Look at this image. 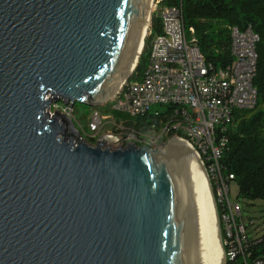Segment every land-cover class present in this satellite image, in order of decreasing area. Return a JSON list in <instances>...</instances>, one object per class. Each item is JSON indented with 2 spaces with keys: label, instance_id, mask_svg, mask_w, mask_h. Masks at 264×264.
I'll use <instances>...</instances> for the list:
<instances>
[{
  "label": "water",
  "instance_id": "1",
  "mask_svg": "<svg viewBox=\"0 0 264 264\" xmlns=\"http://www.w3.org/2000/svg\"><path fill=\"white\" fill-rule=\"evenodd\" d=\"M148 2L0 0V264H193L184 143L93 145L48 112L114 99Z\"/></svg>",
  "mask_w": 264,
  "mask_h": 264
},
{
  "label": "built area",
  "instance_id": "2",
  "mask_svg": "<svg viewBox=\"0 0 264 264\" xmlns=\"http://www.w3.org/2000/svg\"><path fill=\"white\" fill-rule=\"evenodd\" d=\"M152 6L158 7L153 13L159 18L161 31L151 40L144 75L139 82L129 83L128 91L118 96V103L110 109L133 117L135 106H149L163 98L180 97L183 107H176L173 111L182 112L178 124L179 136L176 137L193 150L202 166L205 161L206 166H210L209 172H212L211 166H218L221 144L214 140L215 131L226 128L234 108H250L254 104L252 78L256 59L254 48L258 37L249 28L238 30L232 27L231 63L225 70L212 71L195 45L190 29L188 32L184 28L180 10L172 5L161 6L160 0H151ZM70 111L71 108L65 106V111L59 112L66 116ZM108 121L115 122L110 113H89L85 117V130L101 133L102 124ZM106 137L108 140H105L104 145L110 148L132 143L118 140V134L106 133ZM200 155L204 156V160ZM226 187L228 185L221 184L216 190L217 196H222L219 190ZM224 198L227 212L222 214L221 224L226 228L227 243L230 244L224 255L225 259L233 260L241 254L240 239L244 223H241L238 204H231L226 196ZM225 244L222 242L223 246ZM240 263L264 264V254L252 262L242 258Z\"/></svg>",
  "mask_w": 264,
  "mask_h": 264
},
{
  "label": "trees",
  "instance_id": "3",
  "mask_svg": "<svg viewBox=\"0 0 264 264\" xmlns=\"http://www.w3.org/2000/svg\"><path fill=\"white\" fill-rule=\"evenodd\" d=\"M160 5H172L180 10L184 28L188 32L190 29L195 45L212 71L225 70L231 63L232 27L238 30L249 28L258 37L254 48L256 59L252 78L255 88L254 104L250 108H234L226 128L215 131L214 140L221 142L218 166H211L213 171L209 172L210 166H206L203 161L215 203L220 237L226 243L223 246L226 252L230 244L227 243L228 238L225 230H222L221 222L227 207L225 198L217 196V188L221 184L227 186L233 182L236 186L237 204L238 200L259 199L264 202V0H160ZM160 31L159 18L151 14L142 49L125 84L137 83L142 79L148 64L151 40ZM174 106L171 103L153 105L145 113L133 117L111 110V102L96 105L95 108L102 113H110L115 123L121 124L126 133L140 135L150 131L159 132L167 124L165 135L171 137L174 134L179 136V133L170 130V123L174 121L170 114L176 108ZM71 110L73 111L72 107ZM84 137L90 144L94 140L92 137ZM200 158L204 160L203 155ZM252 225L251 221L243 224L241 254L233 260H226L225 264H241L242 258L252 262L264 254V235L249 236L248 228Z\"/></svg>",
  "mask_w": 264,
  "mask_h": 264
},
{
  "label": "bare ground",
  "instance_id": "4",
  "mask_svg": "<svg viewBox=\"0 0 264 264\" xmlns=\"http://www.w3.org/2000/svg\"><path fill=\"white\" fill-rule=\"evenodd\" d=\"M151 9V0L148 2L147 11L144 19L142 31L133 54L132 62L140 52L144 35H146V24L149 10ZM149 21V20H148ZM149 23V22H148ZM128 91V84L120 88L118 93L114 96L113 105L118 103V96H123ZM110 101V102H112ZM171 103L176 107H183V100L180 97L163 98L149 106H135L134 116L140 115L151 109L153 105ZM174 106V107H175ZM92 113L102 114L100 111H93ZM174 121L170 123V130L178 133V124L182 119V112H173L170 114ZM69 119V118H68ZM173 120V119H172ZM120 123V122H119ZM103 125V124H102ZM114 134H118V140H128L134 144H145L146 134L133 135L126 133L121 124L114 122ZM159 130L160 134L165 135V128ZM102 127V126H101ZM169 130V129H168ZM91 131V130H88ZM170 131V132H171ZM155 132V131H151ZM93 133V132H92ZM166 137V135H165ZM169 137V136H168ZM173 137H176L174 134ZM83 138V137H82ZM104 138H106L104 136ZM141 142V143H139ZM184 143V142H183ZM142 146V145H141ZM188 150L185 160L181 162L179 167L181 179L184 182L187 191V201L189 216L191 222V247H192V262L193 264H224V256L220 242L218 240V233L220 236L219 224L217 215L215 216L212 199L208 189V175L207 172L202 170L200 164L196 159V155L191 151V148L184 143ZM206 172V173H205ZM226 232V228L224 229ZM226 260V259H225ZM232 260V259H227Z\"/></svg>",
  "mask_w": 264,
  "mask_h": 264
},
{
  "label": "rangeland",
  "instance_id": "5",
  "mask_svg": "<svg viewBox=\"0 0 264 264\" xmlns=\"http://www.w3.org/2000/svg\"><path fill=\"white\" fill-rule=\"evenodd\" d=\"M157 9H158V7L154 8L152 6L151 9L149 10V16L151 14H154L153 12L157 11ZM146 31H147V29H146ZM105 103L106 102H104L103 104H105ZM112 104H113V101L111 102V105ZM65 106H67V105H64L61 100H57L55 102L52 101L48 107V112L51 114L54 112L55 109H59V111L64 112ZM95 106L96 105L88 106V105H83L79 102H74V104L72 105L73 111H70L68 114H66V116L71 120L75 131L79 134L80 137L88 136V137L94 138V140L91 142L93 145L96 143V141L99 137H101V136L106 137V133L114 134V130H115L114 122H112V121H108V122L103 123L102 127L100 128L101 133H92V131L85 130V117L88 116L89 113H92L93 111L98 110L97 108H95ZM98 111H100V110H98ZM102 114H105V113H102ZM146 135L147 136L145 137L146 138L145 144L143 143L140 145L150 147V148H153V147L161 145V144L163 145L170 138V136L165 137V135L160 134V132H151L150 131ZM139 143H141V142H139ZM219 191H220V195H222V197L226 196V198L230 201L231 204H233V202H235L236 186L233 182L229 183L228 187L221 188ZM238 207L240 209V215H241V219H242L241 223L246 224L248 221H251L253 224L252 226H250L248 228L249 236L264 235V202L262 200H259V199H256L253 201L238 200ZM218 224H219V222H218ZM221 227H222V230L224 232L225 228H223L224 227L223 224L221 225ZM229 229L233 230L232 227L231 228L229 227ZM226 260H225V262H226ZM225 262H224V264H225Z\"/></svg>",
  "mask_w": 264,
  "mask_h": 264
}]
</instances>
